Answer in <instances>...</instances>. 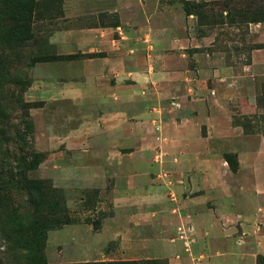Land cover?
I'll list each match as a JSON object with an SVG mask.
<instances>
[{
	"label": "rangeland",
	"instance_id": "374dc122",
	"mask_svg": "<svg viewBox=\"0 0 264 264\" xmlns=\"http://www.w3.org/2000/svg\"><path fill=\"white\" fill-rule=\"evenodd\" d=\"M183 1L194 34L221 36L224 62L264 48L251 44L250 25L264 23V0ZM86 19L85 5L64 0H0V264H169L170 241L181 264H264V190L251 191L260 162L240 165L230 141L209 156L201 144L170 153L165 109L146 123L129 118L131 106L115 135L103 120L110 105L92 102L86 87L72 93L93 55L74 53L68 33ZM243 107L231 123L254 134L264 114ZM256 146L245 136L237 150ZM206 158L222 166L218 188L201 183L213 172Z\"/></svg>",
	"mask_w": 264,
	"mask_h": 264
},
{
	"label": "crops",
	"instance_id": "0c3cea01",
	"mask_svg": "<svg viewBox=\"0 0 264 264\" xmlns=\"http://www.w3.org/2000/svg\"><path fill=\"white\" fill-rule=\"evenodd\" d=\"M64 1L80 7L85 5L86 25L80 22L68 35L74 53L93 55L80 62L83 70L71 86L72 93L74 89L80 91L86 87V96L92 102L110 105L111 119L105 115L103 120L113 121L115 135L124 136L122 122L128 119L127 110L131 106L134 113L129 118L146 123L158 118L165 109L170 112L166 122L169 128L164 133L170 137V153L183 155L196 151L201 144L209 156L221 151L224 141H230L240 165L245 163L251 168L260 164L264 169V124L260 131L245 135L241 126L231 123L232 114L240 110V104L248 109L243 115L264 114V106L259 105L264 86V48L251 47L242 56L244 62L235 56H231L229 63L224 62V53L216 48L221 36H216L214 31L194 34L196 19L184 11L180 0ZM220 1L203 0L205 3ZM250 25L257 33L251 44L264 45V23ZM64 36L67 35H62V42ZM78 91L76 96H80ZM79 98L76 102H80ZM167 104L170 108H163ZM245 136H255L257 146L237 150ZM203 161L204 167L213 172L205 174L201 183L218 188L222 169L217 164L219 160ZM256 185L253 182V194L256 188L264 190V173ZM220 190L222 198L229 193L223 187ZM228 214L216 211L222 218L232 215L233 222L235 214ZM171 244L170 241L169 264H181L171 258Z\"/></svg>",
	"mask_w": 264,
	"mask_h": 264
},
{
	"label": "trees",
	"instance_id": "16d2710c",
	"mask_svg": "<svg viewBox=\"0 0 264 264\" xmlns=\"http://www.w3.org/2000/svg\"><path fill=\"white\" fill-rule=\"evenodd\" d=\"M184 4V6L187 8L189 6V3L186 1L182 2ZM184 11L187 13V11L184 9ZM93 264H99V263H93ZM122 264H126V263H122Z\"/></svg>",
	"mask_w": 264,
	"mask_h": 264
},
{
	"label": "built area",
	"instance_id": "2783aa9c",
	"mask_svg": "<svg viewBox=\"0 0 264 264\" xmlns=\"http://www.w3.org/2000/svg\"><path fill=\"white\" fill-rule=\"evenodd\" d=\"M184 235V232H182V236ZM183 238V237H182Z\"/></svg>",
	"mask_w": 264,
	"mask_h": 264
}]
</instances>
